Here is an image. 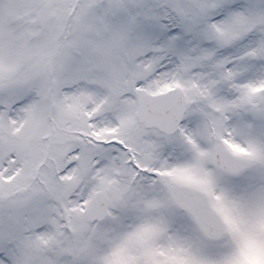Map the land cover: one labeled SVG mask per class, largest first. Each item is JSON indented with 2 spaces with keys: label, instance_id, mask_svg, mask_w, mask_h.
<instances>
[{
  "label": "snow or ice",
  "instance_id": "obj_1",
  "mask_svg": "<svg viewBox=\"0 0 264 264\" xmlns=\"http://www.w3.org/2000/svg\"><path fill=\"white\" fill-rule=\"evenodd\" d=\"M0 264H264V0H0Z\"/></svg>",
  "mask_w": 264,
  "mask_h": 264
}]
</instances>
